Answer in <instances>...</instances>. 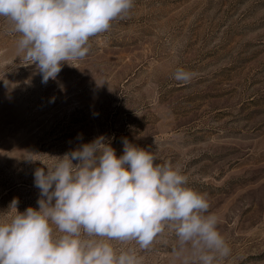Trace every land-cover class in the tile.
I'll use <instances>...</instances> for the list:
<instances>
[{
  "label": "rangeland",
  "instance_id": "obj_1",
  "mask_svg": "<svg viewBox=\"0 0 264 264\" xmlns=\"http://www.w3.org/2000/svg\"><path fill=\"white\" fill-rule=\"evenodd\" d=\"M19 37L0 17V223L13 199L38 210L37 168L99 136L119 157L127 139L206 196L231 249L214 264H264V0H134L46 85ZM110 243L181 264L168 230L147 250Z\"/></svg>",
  "mask_w": 264,
  "mask_h": 264
},
{
  "label": "clouds",
  "instance_id": "obj_2",
  "mask_svg": "<svg viewBox=\"0 0 264 264\" xmlns=\"http://www.w3.org/2000/svg\"><path fill=\"white\" fill-rule=\"evenodd\" d=\"M134 0H0V17L19 33L18 52L55 80L64 63L86 57L91 37L123 18ZM193 73L177 68L173 78ZM119 157L104 136L54 157L34 172L38 210L17 211L0 223V264H143L134 249L117 251L111 241L150 249L165 231L181 264H214L231 249L218 230L204 194L186 187L187 177L170 161L155 163L150 151L127 139ZM32 160L31 158H27ZM75 161V163H74Z\"/></svg>",
  "mask_w": 264,
  "mask_h": 264
}]
</instances>
